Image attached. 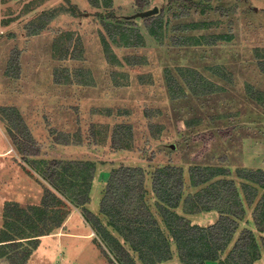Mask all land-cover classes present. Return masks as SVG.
Wrapping results in <instances>:
<instances>
[{"label":"rangeland","instance_id":"rangeland-1","mask_svg":"<svg viewBox=\"0 0 264 264\" xmlns=\"http://www.w3.org/2000/svg\"><path fill=\"white\" fill-rule=\"evenodd\" d=\"M149 1L143 11L136 0H0V240L8 231L6 202L29 210L41 205L45 188L56 191L36 165L42 161L95 164L85 207L107 229L56 191L66 210L62 227L41 238L26 264H124L113 237L143 264L101 212L110 173L121 165L149 173L148 201L162 228L151 191L158 168L183 167L186 193L197 190L188 174L197 165L229 168L234 177L238 169L264 170V73L258 65L259 55L264 59V0H199L201 9L188 8L185 17L175 16L179 4ZM154 8L155 15H166L151 30L143 14ZM104 22L122 31L115 41ZM128 28L138 30L140 45L124 38ZM184 90L187 98H174ZM118 124H131L133 134L116 150ZM206 140L210 148L201 153ZM31 146L38 156L28 154ZM252 212L246 209L229 249L249 228L261 252L255 264H264V233L256 230ZM187 217L208 227L219 214ZM31 223L9 227L16 237L39 234L41 222ZM171 246L173 258L160 264H182ZM0 264L13 263L0 258Z\"/></svg>","mask_w":264,"mask_h":264},{"label":"trees","instance_id":"trees-1","mask_svg":"<svg viewBox=\"0 0 264 264\" xmlns=\"http://www.w3.org/2000/svg\"><path fill=\"white\" fill-rule=\"evenodd\" d=\"M90 1L93 2V0ZM136 3L143 11L150 6L149 0H136ZM174 4H179L181 8L182 12L179 15L175 14L179 17L188 16L191 13L188 8L198 11L202 7L199 0H169L168 7ZM165 15L166 12L161 11L157 15L143 17V19L148 28L152 30V25L162 23ZM46 16V21H50L52 16ZM113 16L110 14L103 18L110 19ZM103 25L114 41L116 40L115 35L122 32H118V28L115 29L112 24L104 22ZM44 27L43 24L37 32ZM131 29H125L124 38H127L129 44L134 43L138 46L140 45L139 32L137 29H132L133 31L130 32ZM34 34H36L35 31H30V35ZM102 39L106 41L105 36H102ZM186 41L189 42L190 39ZM111 53L110 49L106 51L108 58L114 59L116 56ZM258 62L264 73L262 55H259ZM194 77H199V75ZM181 78L189 80L184 74ZM170 81L171 87L176 85L175 79ZM176 87L184 89V85ZM194 88L190 86L192 92L196 91ZM176 92L173 94L174 98L188 97L185 90L182 96L179 95V91ZM132 132L131 124H118L112 134L114 149H123L126 140H129L133 134ZM202 138H206L205 135H200L199 139ZM26 148H24L25 152ZM209 148L210 142L206 140L201 153ZM39 152L31 146L28 154L36 157ZM36 165L40 167L44 178L58 193H62V196L76 207H83L85 214L90 218L93 217L99 227L105 233L107 232L100 218L85 207L89 202L88 194L95 178V164L82 160H52L37 162ZM148 174L143 167L121 165L114 168L110 173L101 207V212L108 218L109 224L122 236L132 251L139 255L143 264H160L171 260L174 256L172 244L177 246L182 264H208L209 262L255 264L261 258L254 231L249 228L242 229L231 250L229 246L239 231L247 208L253 209L252 220L256 230L264 233V170L238 169L234 177L229 168L197 165L188 171L190 187L197 190L194 193H186L188 187L185 176L187 173L183 167L167 165L158 168L151 175V191L164 228L161 227L148 201ZM56 191L45 188L41 205L39 207L30 206L29 210L23 208L18 202H6L5 219L8 231L6 237L0 240L1 246H4L0 248V258H7L13 264H26L32 250L38 247L41 238L53 233L57 227H62L64 219L61 220L63 215L65 217L66 210L63 206L59 207V202L64 203ZM179 208H182L183 214L177 212ZM209 212L218 213L219 219L208 227L195 224L187 217ZM58 219L60 224H57ZM36 220L41 222L40 232L37 235L16 237L9 227L16 225L26 227L27 224L32 225L31 222L34 223ZM113 239L116 241L114 246L120 255V260L124 264H136L125 244L120 243L114 237ZM22 242L28 245L23 248ZM226 252L227 256L223 258Z\"/></svg>","mask_w":264,"mask_h":264},{"label":"water","instance_id":"water-1","mask_svg":"<svg viewBox=\"0 0 264 264\" xmlns=\"http://www.w3.org/2000/svg\"><path fill=\"white\" fill-rule=\"evenodd\" d=\"M157 12H158V9L154 8L152 10L146 11L143 15L145 17H149V16H152V15H155Z\"/></svg>","mask_w":264,"mask_h":264},{"label":"crops","instance_id":"crops-1","mask_svg":"<svg viewBox=\"0 0 264 264\" xmlns=\"http://www.w3.org/2000/svg\"><path fill=\"white\" fill-rule=\"evenodd\" d=\"M95 180V179H94ZM178 260V259H177ZM213 264H214V262H213Z\"/></svg>","mask_w":264,"mask_h":264}]
</instances>
